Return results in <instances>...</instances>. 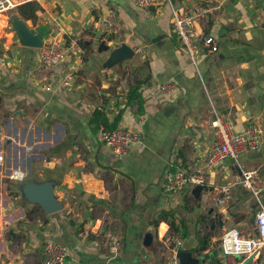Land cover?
I'll list each match as a JSON object with an SVG mask.
<instances>
[{
    "label": "crops",
    "instance_id": "0c3cea01",
    "mask_svg": "<svg viewBox=\"0 0 264 264\" xmlns=\"http://www.w3.org/2000/svg\"><path fill=\"white\" fill-rule=\"evenodd\" d=\"M16 1L0 11V20L6 18L0 26V264H39L50 240L68 245L64 264H172L173 241L162 238L175 229L169 219L183 232L180 250L190 252L194 264H213L216 257L218 264H242L224 256L221 238L229 227L256 233V212L264 205V0H219L221 7L201 25L219 49L202 48L196 64L174 34L172 5L197 0H155L149 9L130 0ZM110 12L118 16L117 33L105 25ZM14 22L35 32L50 28L46 39L78 40L77 50L56 65L53 89L34 78L39 47L22 44ZM103 41L109 48L99 50ZM124 44L128 56L114 58ZM68 70L75 75L64 85ZM135 79L144 80L141 104L125 106L118 125L138 129L142 141L117 156L89 118L103 105L113 119ZM169 80L178 88L164 94L158 86ZM215 112L238 131L256 120L261 149L206 169L199 197L193 185L175 196L165 193L176 166L203 167ZM17 170L23 177L10 178ZM244 170L252 172L254 187L233 181ZM232 181V197L220 205V188ZM42 194L52 196L54 210ZM166 212L173 215L165 218ZM111 235L123 242L114 257Z\"/></svg>",
    "mask_w": 264,
    "mask_h": 264
},
{
    "label": "built area",
    "instance_id": "2783aa9c",
    "mask_svg": "<svg viewBox=\"0 0 264 264\" xmlns=\"http://www.w3.org/2000/svg\"><path fill=\"white\" fill-rule=\"evenodd\" d=\"M35 0H21V2H31ZM134 5L149 9L155 4V0H130ZM170 1V0H166ZM18 2L16 0H0V11H5ZM221 7L219 0H197L191 6L172 5L173 31L177 39L187 50L191 61L196 64L200 51L205 48L209 52L219 49L218 40L210 33L204 32L201 25L210 15L214 14ZM105 25L110 33H117L120 29V22L115 12H110L105 18ZM78 40L73 38L69 43L58 38L46 39L39 47V59L34 70V78L46 90L53 89L55 67L66 58L70 51L77 50ZM74 71L65 72L62 83L70 84L74 78ZM164 94L171 93L178 88L175 81L169 80L160 83L158 86ZM213 129V141L205 157L203 167L198 172L189 171L184 166H176L170 171L164 181L163 190L165 193L175 196L189 186L203 184L206 181L205 170L214 168L226 158L237 159L245 152L260 150L263 145L261 137V126L256 120L250 121L247 126L238 131L229 118L223 114L214 113L210 120ZM98 137L117 156H124L128 153L132 144L142 141L141 132L138 129L128 126L118 125L114 128L102 127L98 131ZM5 159L3 152H0V164ZM12 179H21V171H12L9 174ZM235 183H242L248 187H254L253 174L250 171H242L234 176ZM231 184H225L220 188L221 195L218 197L220 205L228 202L232 197ZM178 216V215H177ZM256 233L253 230L242 231L236 227H229L225 230L221 238V249L225 257L236 254L248 255L254 251H260L264 246V205L256 212L255 217ZM170 229L168 227L167 231ZM167 233V232H166ZM163 235V239L173 241L172 264H180L178 251L183 242V232L172 230L170 234ZM109 250L112 256L121 253L123 242L118 235H111ZM70 253L68 245L58 240L47 241L43 248V257L39 264H64Z\"/></svg>",
    "mask_w": 264,
    "mask_h": 264
},
{
    "label": "water",
    "instance_id": "95a60500",
    "mask_svg": "<svg viewBox=\"0 0 264 264\" xmlns=\"http://www.w3.org/2000/svg\"><path fill=\"white\" fill-rule=\"evenodd\" d=\"M14 27H16V29H17L18 36L20 37V42L22 44H25L28 46H34V47H41L44 44L49 33L51 32L50 28H44V27L39 28L38 31L35 32L34 30L28 29L23 23L17 24V22H14ZM108 48H109V46L106 45V43L104 41L101 42V44L99 46V50L108 49ZM1 52H2V48H0V53ZM129 52H130L129 46L124 44L120 48L116 49V52H115L116 54H115L114 58L123 59L126 56H128ZM202 189H203V184H196L192 188L193 195L195 197H199V194L201 193ZM40 198L46 204V206L49 210H54L57 207V205L54 204L52 196H50V194L49 195L48 194H42V196H40ZM212 212H213V209L210 210V213H212ZM217 221L220 223L221 226H223V214L222 213L218 214ZM100 225H101V220H99V219L96 220V223L92 228L93 231L97 232L100 228ZM209 225L212 228H214L216 225V219L211 218L209 220ZM152 238H153V235L150 232H147L145 235L144 243L146 245L151 244ZM256 255H257V257L255 258ZM178 256L180 258L181 264H194V261L190 256V252L184 251V250H179ZM235 256L238 259H242V264H260V261L262 260V258H264V254L260 251L259 252L254 251L248 255L236 254ZM213 264H218V258L217 257L214 258Z\"/></svg>",
    "mask_w": 264,
    "mask_h": 264
},
{
    "label": "trees",
    "instance_id": "16d2710c",
    "mask_svg": "<svg viewBox=\"0 0 264 264\" xmlns=\"http://www.w3.org/2000/svg\"><path fill=\"white\" fill-rule=\"evenodd\" d=\"M36 8H41L40 5H35ZM144 80L142 79H135L129 83L128 92L126 93V100L124 103V106L119 110V112L114 116L113 119H110L108 116L105 107L103 105L97 106L90 114L89 123L91 130L94 133H98V131L104 127V128H114L118 126L122 113L124 111V107L132 104H141V86L143 84ZM163 217L168 218V216L173 215L170 212H166L162 214ZM170 220V224L173 228L177 229V225L175 224V221L172 219Z\"/></svg>",
    "mask_w": 264,
    "mask_h": 264
},
{
    "label": "bare ground",
    "instance_id": "6f19581e",
    "mask_svg": "<svg viewBox=\"0 0 264 264\" xmlns=\"http://www.w3.org/2000/svg\"><path fill=\"white\" fill-rule=\"evenodd\" d=\"M5 17V16H4ZM6 18H3V20H0V26L2 25L3 22H5Z\"/></svg>",
    "mask_w": 264,
    "mask_h": 264
},
{
    "label": "rangeland",
    "instance_id": "374dc122",
    "mask_svg": "<svg viewBox=\"0 0 264 264\" xmlns=\"http://www.w3.org/2000/svg\"><path fill=\"white\" fill-rule=\"evenodd\" d=\"M3 23H5V22H3ZM17 38H18V37H17ZM17 38H16V39H17ZM222 234H223V233H222Z\"/></svg>",
    "mask_w": 264,
    "mask_h": 264
}]
</instances>
